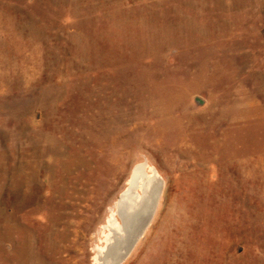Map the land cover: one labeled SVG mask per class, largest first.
I'll use <instances>...</instances> for the list:
<instances>
[{"label": "rangeland", "instance_id": "1", "mask_svg": "<svg viewBox=\"0 0 264 264\" xmlns=\"http://www.w3.org/2000/svg\"><path fill=\"white\" fill-rule=\"evenodd\" d=\"M144 160L125 264H264V0H0V264H94Z\"/></svg>", "mask_w": 264, "mask_h": 264}, {"label": "water", "instance_id": "2", "mask_svg": "<svg viewBox=\"0 0 264 264\" xmlns=\"http://www.w3.org/2000/svg\"><path fill=\"white\" fill-rule=\"evenodd\" d=\"M196 103L202 105L199 99H196ZM135 166L129 186L117 199L116 215L120 226L109 234L106 244L107 234L102 232V246L94 249L93 258L105 246L104 251L98 255L99 264H125L145 238L158 213L165 181L155 168H152V176L147 175V160Z\"/></svg>", "mask_w": 264, "mask_h": 264}, {"label": "bare ground", "instance_id": "3", "mask_svg": "<svg viewBox=\"0 0 264 264\" xmlns=\"http://www.w3.org/2000/svg\"><path fill=\"white\" fill-rule=\"evenodd\" d=\"M136 167V166H135ZM135 167H133V169L131 170V173H130V175H129V178H128V180H127V182H126V187H125V189L121 192V193H123L126 189H127V187L129 186V183H130V181H131V176H132V173H133V170H134V168ZM152 168H154V167H152V166H150L149 164H148V167L146 168V173H147V175L148 176H152V171H153V169ZM137 174V172L135 173V175ZM141 183V181L139 180V184ZM143 183H141L140 185H142ZM120 193V194H121ZM138 194H140V192H138ZM116 203H117V201H116ZM116 203H115V205L113 206V208L110 210V213H109V215H108V218H107V220H106V222H105V224L102 226V227H100V230H101V232H103L104 234H107L106 236V242H105V244L107 243V241H109V239H108V236H109V234L110 233H112L113 232V230H115L117 227H119L120 226V222H119V219H118V217H117V215H116ZM101 235V234H100ZM99 235V236H100ZM102 238V237H101ZM108 239V240H107ZM98 241V240H97ZM99 245V244H98ZM104 248H105V246H103L102 248H100V250H98L97 251V253H96V255H95V257H94V259H93V261H94V264H99V258H98V255L101 253V252H103L104 251Z\"/></svg>", "mask_w": 264, "mask_h": 264}]
</instances>
